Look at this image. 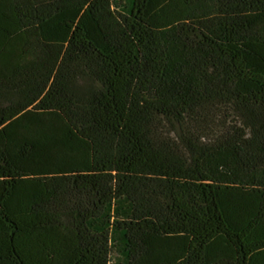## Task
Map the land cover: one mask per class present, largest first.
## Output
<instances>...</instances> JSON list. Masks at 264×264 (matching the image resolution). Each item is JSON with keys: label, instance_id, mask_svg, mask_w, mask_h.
Here are the masks:
<instances>
[{"label": "trees", "instance_id": "16d2710c", "mask_svg": "<svg viewBox=\"0 0 264 264\" xmlns=\"http://www.w3.org/2000/svg\"><path fill=\"white\" fill-rule=\"evenodd\" d=\"M0 264H264V0H0Z\"/></svg>", "mask_w": 264, "mask_h": 264}]
</instances>
